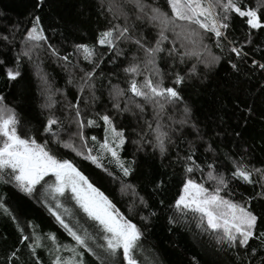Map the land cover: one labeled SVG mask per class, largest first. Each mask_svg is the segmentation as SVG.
<instances>
[{
  "label": "snow or ice",
  "instance_id": "snow-or-ice-1",
  "mask_svg": "<svg viewBox=\"0 0 264 264\" xmlns=\"http://www.w3.org/2000/svg\"><path fill=\"white\" fill-rule=\"evenodd\" d=\"M45 5L46 0H36L35 8ZM97 8L108 26L97 32L94 43H75L71 51L62 52L49 43L42 18L34 13L21 36L13 66L0 59L10 82L21 78L22 59L32 64L44 97L41 107L48 113L41 142L21 127L15 107L0 95V184H12L38 200L72 240L62 243L54 233H39L34 224L25 234V226L0 196V213L16 224L19 242L28 248L33 264H42L39 249L46 251L49 264H87L86 254L97 264H143L137 256L142 251L141 228L73 159L59 154L64 150L104 171L119 184L121 195L133 197L129 212L138 206L147 209V201L128 181L137 171V162L121 155L129 142L127 129L116 120L123 113L138 117L139 131L133 129L138 139L132 140L138 150L149 146L162 158L176 150L174 162L180 165L183 177L171 207L179 218L194 223L218 250L235 252L234 264H257V260L264 264V211L258 212L253 203L259 201L264 208V162L260 167L252 164L246 149L220 151L213 136L193 118L183 96L187 84L200 78L199 65L212 70L223 60L237 77L257 72L264 76V49L260 59L250 58L257 50L250 48L254 34L264 31V0H257L255 6L245 0H165L163 6L159 0H97ZM234 20L241 22L239 28ZM19 31L18 26L0 31V41L14 45ZM129 45L135 49L130 58ZM121 57L126 60L122 68L126 87L109 82L115 115L93 112L100 100L96 93L98 73L103 77L101 65L106 60L114 64ZM45 59L67 73V84L76 88L74 100L54 86L44 71ZM189 62L181 71L180 66ZM58 104L65 113L63 118L55 114ZM149 107L151 119L146 113ZM241 110L247 116L253 114L251 106ZM101 122L102 140L86 136L87 128L99 127ZM215 136L220 137L221 132ZM233 136L241 138L242 133L234 130ZM199 148L203 152L198 155ZM242 186L251 187L252 194L241 193L236 199ZM155 187L161 189L163 181ZM148 218L141 216L142 220ZM169 222L176 220L170 217ZM18 253L14 249L5 258L7 264H23Z\"/></svg>",
  "mask_w": 264,
  "mask_h": 264
},
{
  "label": "trees",
  "instance_id": "trees-1",
  "mask_svg": "<svg viewBox=\"0 0 264 264\" xmlns=\"http://www.w3.org/2000/svg\"><path fill=\"white\" fill-rule=\"evenodd\" d=\"M159 2L163 6L165 0ZM245 2L255 6L257 0H245ZM35 3L36 0H0V12L3 13L0 16V31L11 29L13 26H18L20 29L16 34L14 45H5L0 41V59L5 60L6 66H13L16 53L20 51L21 36L25 29L30 27L34 13L41 16L49 43L59 47L62 52L71 51L75 43H94L97 32L108 26L107 19L99 14L97 0H46V5L39 10L35 8ZM240 23L239 20H234L237 28L240 27ZM143 30L147 35L148 29ZM152 35H155V30L152 31ZM236 36L239 38L240 32H237ZM253 41L254 44L250 48L255 47L257 50L250 58L260 59L261 49H264V31L255 33ZM134 50V46L126 47L128 58ZM214 51L218 50L214 49ZM190 63L180 66V70L183 71L190 66ZM20 64L22 76L17 81L11 82L6 80L3 67L0 66V95L15 107L21 127L29 130L38 141L42 142L44 137L40 133L48 113L41 107L44 99L40 94V81L32 64L26 59H22ZM84 66L87 67L86 64ZM124 66H126L125 57L117 59L114 64L106 60L101 65L103 77L98 73L96 93L100 100L93 107V112L109 111V114L115 115L111 112L109 82L113 85L119 84L122 88L126 87V77L122 71ZM198 67L200 78L191 80L183 92L185 101L192 108L193 118L200 122V127L205 133L213 136L220 151L237 152L246 149L250 162L260 167L264 162V76L257 72L237 77L223 60L212 70L205 69L202 65ZM43 68L54 86L64 90L69 100H74L76 88L67 84V73L56 62L48 59H45ZM166 82L170 83V81ZM81 106L83 107V103ZM246 106H251L253 109L251 116H247L241 110ZM146 113L147 118L151 119L150 107L146 109ZM55 114L62 118L65 115L59 104ZM116 120L118 126L127 129L126 134L129 135V142L121 155L128 161L135 159L137 162V171L128 178V181L136 186L139 196L147 201V209L138 206L133 212H129L128 208L133 197L130 194L121 195L119 184L104 171L64 150L59 154L73 159L85 174L109 195L120 211L141 228L142 251L137 253L138 258L143 264H234L235 252L218 250L207 236L200 234L194 223L184 222L171 207L180 192L183 177L180 165L174 162L176 150H171L169 156L163 158L158 151H154L149 146L138 150L137 145L132 143V140L138 139L133 131V129L139 131L138 117L131 113H123L117 115ZM234 130L240 131L242 137H234ZM216 132H221V136L216 137ZM85 134L89 137L95 135L98 140H102L104 136L102 122L99 127L87 128ZM205 138L207 139V136ZM180 147L184 148L186 144H181ZM201 152L203 148H199L198 155ZM161 181L163 187L156 189V183ZM252 191L251 187L242 186L235 198L239 199L241 193L245 196L250 195ZM0 196L25 226V234L32 231L30 225L34 224L39 233L45 235L54 233L62 243H72L71 237L34 197H27L12 184H0ZM253 203L258 212L264 211L259 201ZM150 212H155V215L150 216ZM141 216L149 218L142 220ZM170 217L176 222L170 223ZM19 241L20 234L16 224L0 213V264H7L5 258L14 249H19L18 254L23 264H33L28 248ZM37 254L42 264H49L45 250L39 249ZM85 259L87 264H97L95 258L90 255L86 254ZM257 264H259L258 260Z\"/></svg>",
  "mask_w": 264,
  "mask_h": 264
},
{
  "label": "rangeland",
  "instance_id": "rangeland-1",
  "mask_svg": "<svg viewBox=\"0 0 264 264\" xmlns=\"http://www.w3.org/2000/svg\"><path fill=\"white\" fill-rule=\"evenodd\" d=\"M43 99H44V97H43ZM57 99H58V97H57ZM57 116H59L58 114H56ZM69 206H71V205H69Z\"/></svg>",
  "mask_w": 264,
  "mask_h": 264
}]
</instances>
